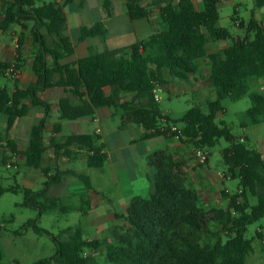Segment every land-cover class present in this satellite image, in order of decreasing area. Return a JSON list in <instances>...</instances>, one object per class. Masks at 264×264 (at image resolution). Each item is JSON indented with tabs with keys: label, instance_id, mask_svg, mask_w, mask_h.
<instances>
[{
	"label": "trees",
	"instance_id": "obj_1",
	"mask_svg": "<svg viewBox=\"0 0 264 264\" xmlns=\"http://www.w3.org/2000/svg\"><path fill=\"white\" fill-rule=\"evenodd\" d=\"M73 1L55 0L38 6L37 0H9L0 20V35L14 25L23 29L18 40V57L11 62L0 60V75L12 66L18 71L23 67L24 60L20 55L28 22H34L31 36L38 47L32 65L38 77L37 84L28 87L17 84L14 92L0 86V115L7 117L0 143L6 142L18 155L16 143L10 139L14 123L27 116L33 107L42 106L47 110L40 123L31 128L29 146L24 152L26 165L40 169L46 176L44 188L33 191L24 186L0 187V199L6 193L23 192V205L38 208L41 213L60 207V200L49 196L48 188L60 184L68 173L50 175V170L42 168L46 152L43 132L51 106L40 99L39 93L50 87H63L74 93L80 103L74 106L68 100L60 101L61 120L92 116L102 107H120L123 124L141 125L147 131L146 139L167 135L176 137L170 132L172 125L181 126L180 141L199 150L213 148L220 139H225L229 143L223 150L226 175L239 181L241 193L228 195L222 192L229 199L226 208L206 209L201 205L199 192L188 186L186 176L173 157L163 150L152 154L149 162L157 171L154 191L148 198L135 197L131 201L123 216L130 227L117 233L105 245L109 264H250L254 249L246 234L250 225L264 218V158L258 150L246 145L247 139L241 141L227 125H218L216 119L225 112L224 99L239 101L250 97L251 106L246 117L252 125L264 123V95L250 93V80L264 78L263 27L252 13L245 36L233 39L227 29L219 26L222 0H202L201 11L196 9L193 0H171L160 11L166 25L164 30L129 47L91 52L77 61L62 63L74 55L72 43L61 38L54 48H50L42 29L50 36H59L65 24L64 10ZM141 1L126 0L131 21L148 17L149 9L142 6ZM110 5L111 1L105 0L108 16L112 15ZM256 6L264 7V0H256ZM240 26L244 28L245 22L241 21ZM106 34L104 24L97 23L82 28L79 41L105 37ZM228 39L233 42L227 49L208 56L209 82L216 94V99L208 102V112L193 107L177 121L165 115L155 100L154 90L174 79L188 80L199 72L200 67L188 56L189 52L198 51L210 42ZM49 58L53 60L52 66L48 64ZM123 94H130L132 100L122 102ZM54 130L60 132L61 124H56ZM100 140L97 135H73L67 138V143L77 144L79 149L88 153L89 167L100 168L107 160ZM71 174L91 188L86 176ZM249 197L256 198L257 203L250 204ZM41 198H44L43 202ZM32 224L34 222L29 221L25 227ZM34 228L51 235L48 230L35 225ZM67 233L70 235L65 241L53 238L55 255L35 264H96L92 253L104 244L98 240L87 241L80 227L70 228L64 232ZM256 238L264 247L262 232H257ZM86 250L91 254L85 256ZM0 264H3L1 251Z\"/></svg>",
	"mask_w": 264,
	"mask_h": 264
},
{
	"label": "crops",
	"instance_id": "obj_2",
	"mask_svg": "<svg viewBox=\"0 0 264 264\" xmlns=\"http://www.w3.org/2000/svg\"><path fill=\"white\" fill-rule=\"evenodd\" d=\"M8 1L0 0V20H2V15ZM53 1L38 4L37 0V5L41 6ZM58 1L60 2L61 0ZM110 1L112 15L108 16L106 14L107 16L103 22L93 23L88 18H85L83 16V0H74L69 5L70 7L68 6L69 10H67L68 7L64 10L65 24L59 36H50L45 29H42L47 46L50 48H54L55 44L59 43L61 38H67L72 43L74 55L62 63L77 61L87 57L91 52L100 53L105 50H117L129 47L136 42L148 39L157 31L166 28L165 23L161 19L160 11L171 0H142L141 5L148 8L150 13L148 17L138 21H131L126 0H124L126 10H122L121 15H124L127 22L125 32L132 34L135 38L143 35L148 36L149 32H152V34L146 39H137V41L127 46L118 45L110 47V45H114L112 44L114 39L113 30L110 24L118 17L112 8L114 0ZM76 2H78L77 6L75 4ZM193 2L197 10H203L202 0L201 4L198 0H193ZM223 3L230 4L235 8L233 19H237L238 21L236 23L234 22V24L236 27L244 30V36L247 23L252 13L264 29V7L258 8L256 6V0L240 2L236 0H222L219 8ZM242 8L249 13V19L247 21L241 19L239 16ZM241 21L245 22L244 28L240 26ZM97 23H103L107 28L106 36L88 38L80 42L81 29L84 27H93ZM26 26L27 28L24 30L25 39L21 47L20 55L21 59L24 60L23 67L19 70L16 78H13L8 72L0 75V86H6L11 92L16 90L17 84L20 87H28L34 86L38 82V77L32 70L33 58L38 51V47L34 45L31 36L34 22H28ZM74 31L78 32L76 38L71 35ZM22 32L23 29L21 26L14 25L7 33L0 35L1 61L11 62L18 57V40ZM233 39L228 40H232L233 42ZM228 40L208 43L204 47V49H207L210 46V51L208 50L207 56L227 49L231 45L227 42ZM222 42H226V44L223 45L221 44ZM214 46L218 48L214 50ZM48 64L50 66L53 65L51 58L48 59ZM208 67L206 72L202 71L200 67L199 72L190 76L188 80L174 79L170 84L159 87V89H165L170 94H173V92L179 89L184 90V92L187 90L194 93H202L204 91V85H207L210 88V92L216 95L214 88L209 82L210 63ZM2 78L11 82L12 86L9 87L6 84H1ZM257 81L256 89L259 90L257 94L264 95V78L257 79ZM187 84H190L189 88L184 87ZM107 93H110L109 90H107ZM39 97L51 106L43 132L46 152L42 168L50 170V175L57 172L68 173L62 178L60 184H54L48 188V194L60 200V207L58 208L62 212H68L70 208L69 205L64 203V200L77 199L79 204L77 210L80 212L81 217H90V220L85 222V224L63 228L61 230L62 234L70 228L75 229L80 227L87 241L98 240L102 243H108V240L113 238L117 233L126 231L130 225L123 216L127 213L131 201L135 197L146 198L145 196L151 195L154 191L153 181L156 179L157 171L150 165L149 157L159 150L170 154L174 161L179 164L181 172L186 176L188 186L199 192L200 202L204 208H226L229 204V199L222 192L228 195H234L224 186L225 181L230 178L227 177L226 172L220 173L211 166L210 153L206 149L203 150L209 153V158L205 164H202L197 159V152L200 150L196 149L193 145L180 141L176 137L167 135L146 139L144 136L147 134V131L141 125L132 122L123 124V110L120 107H102L96 109L92 116L77 120H61L60 101L68 100L74 106L80 103L79 98L74 93L63 87L55 86L47 88L39 93ZM131 100L132 96L130 94L122 95V102ZM46 113L47 110L45 107H33L27 116L16 120L10 131V139L16 143L18 155L10 150L6 142L0 143V161L5 165L16 167L21 179V184L16 183L9 187L24 186L33 191H41L44 188L38 189L42 179L46 178V176L40 169L26 165L24 152L29 146L31 128L39 124ZM58 123L61 124V130L56 133L54 127ZM6 126L7 117L3 115L0 123V134H4ZM73 135L99 136L101 138L100 143L105 147L104 153L107 155L105 164L100 168L89 167L87 164L88 153L85 150L79 149L77 144L67 143V138ZM245 139L242 137L240 140ZM260 153L262 154V152ZM262 156L264 158L263 154ZM70 172L86 176L90 181L91 188H88L82 180ZM63 185L66 187H63ZM238 192L241 193L239 190ZM101 207H103L102 210H100ZM104 231L108 232V236L105 239L102 238ZM66 235L70 234L67 233Z\"/></svg>",
	"mask_w": 264,
	"mask_h": 264
},
{
	"label": "rangeland",
	"instance_id": "obj_3",
	"mask_svg": "<svg viewBox=\"0 0 264 264\" xmlns=\"http://www.w3.org/2000/svg\"><path fill=\"white\" fill-rule=\"evenodd\" d=\"M53 0H38V4L43 2H50ZM238 2L245 0H236ZM79 2V1H78ZM76 2V6L78 5ZM201 4V0H198ZM105 0H83V16L88 18L89 21L103 22L106 18V12L104 9ZM112 8L117 14V19L111 22V28L113 30V41L110 47L115 46H127L135 41L146 39L152 32H149L148 36H139L135 38L132 34L126 33V18L121 15L122 10L125 11L124 0H114ZM70 7V6H69ZM69 7L67 10H69ZM123 8V9H122ZM235 8L230 4L223 3L220 5V22L219 26L222 29H227L233 38L243 37L244 30L240 27H236L233 21ZM241 19L247 21L249 19V13L244 8L239 13ZM123 34L121 35V33ZM73 37L78 36V32L71 33ZM229 45L232 40L227 41ZM221 44L225 45L226 42ZM210 45V44H209ZM210 48V46H209ZM209 48L201 49L194 52H189L188 56L191 57L201 67L202 71L208 70V52ZM218 47L214 46L213 49ZM209 50V51H208ZM257 78L250 80V93L259 92L257 87ZM1 84H6L9 87L12 86L11 82H8L2 78ZM190 84L184 87L189 88ZM183 87V88H184ZM204 91L202 93H194L192 91L184 92L179 89L170 94L165 89L158 92L160 97V108L165 115L172 120L181 119L191 108L198 107L204 112H208V102L216 99V95L210 92V88L204 85ZM222 106L225 112L219 115L216 119V123L221 125L224 123L230 129L232 134L241 139L242 137L247 139L246 145L250 148L256 149L264 155V123L258 125H252L249 119L246 117V111L251 106L250 97H245L239 101H232L230 99H224ZM3 115H0V123ZM246 125L245 127L242 126ZM181 128V126H180ZM229 146V143L225 139H220L218 143L207 151L210 153V164L218 172H226L227 168L223 160V150ZM180 170V168H179ZM22 171V169H21ZM181 171V170H180ZM23 172V171H22ZM46 178H43L38 189L45 186ZM16 183L21 184V179L18 175V169L11 165H5L0 161V187H9ZM224 186L232 194L238 193L239 181L238 180H226ZM63 187H66L63 185ZM62 187V188H63ZM61 188V187H60ZM150 195L145 196L148 198ZM250 204L255 205L257 199L249 197ZM42 202L44 198L40 199ZM25 195L23 192L19 193H6L0 199V251L3 255V264H35L40 260L48 259L55 255L56 244L53 238L65 241L69 235H64L61 230L65 227H76L90 220V217H81L80 212L77 210V199L64 200V203L69 205L68 212H62L59 208L49 209L41 213L40 209L25 206ZM103 207L100 208L102 210ZM33 221L34 224L30 227H25L29 222ZM34 225L46 229L51 235L43 232H37L34 229ZM257 232H262L264 237V218L255 222L248 227L246 237L252 240L253 253L249 258L250 264H264V247L263 242L256 238ZM103 239L108 236V232L102 233ZM223 240H226L225 236H222ZM112 240L109 239L110 242ZM97 252L92 253L96 259V264H109L106 257V242ZM91 254L90 250L84 252L85 256Z\"/></svg>",
	"mask_w": 264,
	"mask_h": 264
},
{
	"label": "built area",
	"instance_id": "obj_4",
	"mask_svg": "<svg viewBox=\"0 0 264 264\" xmlns=\"http://www.w3.org/2000/svg\"><path fill=\"white\" fill-rule=\"evenodd\" d=\"M8 73L13 77V78H16L19 74V71L14 67L12 66L9 70H8ZM159 87H157L155 90H154V97H155V100L157 102H160V97L158 95V91H159ZM171 133H175L176 134V138L177 139H180V136L182 134V129L180 128L179 125H172L171 126V130H170ZM243 141V140H241ZM208 158H209V153L207 151H204V150H200L197 152V159L200 163L202 164H205L207 161H208Z\"/></svg>",
	"mask_w": 264,
	"mask_h": 264
}]
</instances>
